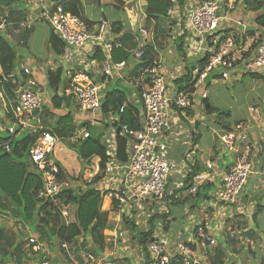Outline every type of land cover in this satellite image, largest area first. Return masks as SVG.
<instances>
[{
	"label": "built area",
	"instance_id": "1",
	"mask_svg": "<svg viewBox=\"0 0 264 264\" xmlns=\"http://www.w3.org/2000/svg\"><path fill=\"white\" fill-rule=\"evenodd\" d=\"M124 3L129 4L128 1ZM242 5L243 0H185L182 6L175 4L169 12L178 29L176 38H182L185 57L198 60L209 55L203 69L193 66L191 83L194 82V88L213 75L229 79L237 64H240L243 73L264 75V37L254 34L236 43L233 38H223L220 31L221 20H228L219 16L221 8L234 11ZM30 12L16 22H11L7 14H0V37L10 40L13 35L31 31L38 23L47 24L65 45L61 60L68 66L65 68V77L61 78L65 87L58 94L73 98L82 112H101L103 89L110 79L121 78L128 67L124 61L115 63L112 60L113 49L123 48L119 37L114 35L108 23L100 21L98 24H87L82 17L65 11L59 3H47L38 11L35 7ZM237 25L244 35L246 26L240 22ZM139 32L144 41L153 40V34L147 29L141 28ZM135 41L139 42V38ZM99 52L103 58L98 65V73L103 81L95 83L90 71L92 59ZM141 55V51L132 52L136 59ZM147 74L149 82L140 94L141 127L130 130L123 125L118 133L128 138L127 161L120 162L117 158L116 128L102 140L107 159L98 188L109 192L110 203L114 199L117 203L116 211L121 216H130V213L144 215L146 206L151 210L154 204L161 207L168 197L167 186L173 176L182 179L181 187H186L189 195L194 198L202 184L209 179L205 173L192 174L194 163L189 155L179 161L168 158L166 137L172 117L188 120L189 112L194 108V93L176 83L180 79L181 68L170 71V78L167 79V72L159 59L153 62ZM16 75L20 78L19 82L13 76L0 73V133L11 137L28 131L34 137L32 143L36 146L33 144L30 147L28 157L43 178V187L38 190L37 198L51 200L65 225H69L68 206L56 198L61 191V182L58 179L59 168L51 156L59 139L51 130L44 128L36 117L41 110L43 94L31 78H22L23 75L31 77L32 70L23 65ZM8 84L11 87L17 86L11 89V95L6 91ZM205 96L202 94L201 97L205 99ZM125 109L126 105H122L119 114ZM253 110L249 109L251 112ZM80 137L87 138L88 133L82 132ZM75 141L76 136L70 139V142ZM219 141L224 149L235 150L237 154L234 167L223 177L215 193V201L229 207L236 203L253 172L251 153L254 149L260 155L258 174L264 181V146L249 142L245 124L235 125L233 130L221 135ZM8 142L1 143L0 149L8 152ZM242 146L243 150L239 151ZM206 169L213 170L214 164L207 163ZM193 232L195 242L189 243L190 246L184 242L170 244L166 236H156L148 246L145 245L143 253L133 256L134 263L199 264L201 254L206 257L207 249L215 246V240L207 236L204 227L200 225ZM27 243L34 253L41 255L39 264H50L44 243L34 236H30ZM60 247L65 251L68 264H99L102 261L92 251L77 257L74 243H61Z\"/></svg>",
	"mask_w": 264,
	"mask_h": 264
},
{
	"label": "crops",
	"instance_id": "2",
	"mask_svg": "<svg viewBox=\"0 0 264 264\" xmlns=\"http://www.w3.org/2000/svg\"><path fill=\"white\" fill-rule=\"evenodd\" d=\"M107 1H113V0H107ZM122 1H128L129 4L125 5V7L122 8L121 10H116L113 8V10L110 11L111 13H109L110 17H107V14L106 15L102 14V16L98 18H96L95 16H91V18H88L82 9V5H81L80 16L91 24H98L100 21H102L108 23L111 26V24L113 23H119L118 26L121 28V31L118 34L114 33V35L119 37L124 47L136 46L134 51L138 49L137 47L138 42H136L135 39L138 37L141 39V42L144 41L143 38L140 36V32H139L140 29L141 28L147 29L146 26H148L147 31L153 34V40L150 41L149 39H147L145 40V43L152 42L151 44H153L155 47V42H154L155 24L154 22H151V24L148 25L146 24V15L144 13L146 0H122ZM132 1L134 3L130 4V2ZM51 2H52L51 0H26L20 7H14V6L11 7L13 8V10L10 13H9L10 8L0 7V14L5 13L7 14L11 22H16L18 20L25 18L28 14L31 13L30 12L31 10L35 9V7H36V11H38L40 7ZM130 9H132V12L129 11ZM115 11H119L122 14H117ZM256 15L257 13L251 12L246 5L234 11H229L224 7L221 8L219 16L226 17L228 19L224 21L221 20V25H220L221 34H223L225 38L229 37L233 39L235 37L242 36L243 33L241 31V28L237 25V23L240 22L239 20L242 18L243 20H241L242 22L240 23L246 26V31L254 30L255 35H261L262 37H264V29L257 30L255 27L254 18ZM104 17L106 18V21H104ZM36 28H38V30L44 31L45 35L47 34L46 36L47 38H45V43L47 44V48H48L49 47L48 39L51 34V30L50 27L44 23L36 24L31 31H23L17 36L13 35L9 41L13 42L14 45L20 47L21 45L27 47V43H29L30 41H28V39L25 40L23 37L27 33L33 34ZM164 29L166 33H164L163 35L159 34L158 41L163 42L162 40L164 39V37L168 38L166 41H164L165 44L168 45L167 46L168 48L166 50H158L157 51L158 57L155 60H159V59L162 60V65L165 69V72H167V79H168L170 78L169 77L170 71H174V69L179 68L176 67L172 62H170V57L176 51L175 48L176 42L178 41L179 38H176L178 29L175 27V21L174 24L172 25L169 24L168 22L167 23L165 22ZM17 49L18 48L15 49L16 52L18 51ZM49 50H47L48 52V56L46 57L47 59L43 57L46 60L42 61L41 59H39L41 61H38L37 58L33 57V58H27V62L25 63L24 60L20 59L18 60V66H17V72H18V70H20L21 66L23 65L28 66V64L32 61L39 62L36 64V68L32 69V76L30 78L32 79L31 81L35 82L36 86L42 92L43 94L42 104L45 105L48 109L51 108L50 99L52 93L47 94V92H51V91L46 87L47 82H46L44 69H46L47 71V69L53 70V69L61 68V78H63L65 77L64 76L65 68L68 66V65L65 66L63 64L61 60V56L56 57L52 53V51ZM163 55H165L167 61L170 64H172V67L170 69L165 68L162 58ZM181 57L182 58L179 61L177 59V61L182 64L183 69L186 70L188 66H190L189 68L191 69L195 65L192 62V59L186 57L184 58L183 56ZM56 59H59L61 61L60 65L56 64ZM99 63L100 62L97 61V57L95 56L92 59L93 65L90 71L91 77L95 83H102L103 81V79L100 77L98 73ZM75 68L79 70L81 69V67L79 66H75ZM131 69H132V64H128L127 69L123 72V76H121V78H115V79L119 81L121 80L125 81L126 83L125 86L129 94V96H127L126 98V102H128L131 105L137 106L139 110L138 112L140 114L142 109L141 99L136 89L139 85L144 87V85H146V82H144V78L141 77L139 79H134L133 77L131 78L128 75L126 76V72L129 73ZM185 70L182 71L180 78L185 75L184 74L186 73ZM0 73H1V68H0ZM245 74L247 73H243L240 64H237V66L233 69V71H231L230 76L233 79H237L240 78L241 76H244ZM256 75L262 76L261 74H256ZM214 76L217 75H213L210 77L215 80ZM112 79L109 80L107 86L103 89V91L106 90L107 87H110ZM262 81L263 79H261V85H262ZM198 86L199 84L196 87ZM42 87L47 88V90L42 91L41 90ZM196 87L194 88L195 90ZM60 90L58 92L59 94H60ZM202 94H205V92L203 91L201 93V96ZM46 95L49 96L48 99ZM201 99L202 101L204 100V98L202 97ZM202 106L204 108L203 102H202ZM250 108H253L254 110L251 112L249 111ZM204 110L206 111L205 108ZM248 112H249L248 119L246 120H240L234 122L233 124L225 123L230 126L229 130H224L220 123H216L218 125V128H215L210 126L209 124L204 123L205 121L202 122L203 118L198 117V115H195L194 112L191 114V116H189L188 120H184V119L180 120L176 117H172L171 128L166 137L168 141V158L172 161H179L183 159L185 155H189L192 162L194 163L192 174L205 173L207 174L209 179L202 184L199 190L201 196L195 197L196 198L195 200L200 199V207L184 208L185 203H181V202H183L185 198H181L179 200V196L177 192L182 189H185L186 187H181L180 182L182 181V179H180L177 175L173 176L169 180L167 186L168 197L164 202H162L163 204L161 207H159L160 210L159 212L161 213L163 211L162 214L164 213L170 214L171 210L174 209L171 208L173 205L175 204L180 205V208L178 206L175 207V208H179V210H176L174 212V215L180 217L184 222L183 223L184 225L182 226L177 225L176 219L172 218L171 214L168 215L169 217L165 221V224L168 227V230L165 231V236L170 244H173L175 242L194 243L195 239H194L193 230L198 225L204 227L207 236L215 240V246L207 249V251L213 249L211 251H208L209 253L212 252L211 254L212 259L209 260L208 256L203 257L201 254V257L199 259V264H206V263L211 264L210 261H212L213 263L214 262L213 251L215 248H219L221 253L223 254L221 258L222 259L221 262H223V264H264V217L262 221L258 223L259 218L264 213V181L261 180L260 175L258 174L260 168V164H259L260 155L257 153L255 149L251 153L253 172L249 176V180L243 192L238 197L236 203L229 207H224L215 201L216 190L219 184L222 182L223 177L234 167L237 159V154L235 153V150L224 149V147L220 143L215 142L213 136H215L219 140L221 135L233 130L235 125L245 124V132L248 136L249 142L253 145L259 144L264 146V109H258L257 107H249ZM53 113H55V115H61V116H64L67 113H71L74 116V121H75L74 124L77 127L81 125H86V127L93 129L96 132V134L101 136V141L104 139V137H108L113 129L115 128L116 130H118V128L120 129V126L114 125L116 123V119H118V115L109 114L103 116L101 112H95V113L82 112L78 108L73 98H71L67 103H63L62 108L60 110H54ZM86 127L76 130L73 136V137L76 136V141L78 139H81L80 137L81 133L86 131ZM202 128L204 129L206 128L207 132H205V130ZM1 134L2 133H0V136ZM77 135L80 136L78 137ZM60 141L61 140H59V142ZM70 143L72 144L73 142ZM60 154L62 155L61 158L59 157ZM69 154L71 153L65 147H58V144L55 147L56 162H58L63 167V169L66 171V173L69 176L73 177L74 174L80 173V171L77 170L75 173H70L68 171L69 166L67 167L66 165L67 163L66 159L68 158ZM94 161H95L94 164H96L97 166L96 167L91 166L90 170L91 169L94 170V176H95L97 174L96 168L98 167L99 159L93 158L91 160V163ZM207 163H213L214 169L211 171L207 170L206 169ZM87 175H91V172ZM207 185L211 186L213 190L208 189ZM248 187H249V191L246 190ZM98 189L99 191L103 192L102 188H98ZM204 195H207L208 197H210V199H205ZM103 199L105 201L107 200V197L104 196ZM259 204L262 206V208L258 207ZM73 215L71 217L74 220ZM109 224L112 227L111 230L118 229V225L114 226V224L111 223L110 220H109ZM155 226L158 227L160 225L155 224ZM2 227L3 226H1L0 228ZM111 230H105V232L108 233L111 232ZM256 231L260 232L259 235H256ZM119 233L120 232H117V236H118L117 239L110 241L109 239L106 238L105 241L108 242L109 245L105 246L104 250L101 251L100 254L95 253V255L100 260H102L101 263L99 264H123V262L128 264H135L133 255L131 256V258L128 257V254L123 251V248L117 246V240L119 241V237H120ZM30 236H34L38 238L36 234L32 233L27 228V232H25V239L26 238L28 239ZM184 238H186V240H183ZM84 239H88V238H84ZM80 241H82V239H80ZM41 242L44 243L45 247L47 248V252H48L47 257L49 258L48 260H50L49 261L50 264H68V259L66 257L65 251L60 247L61 242L58 239L54 238L50 240L46 238L44 242L43 241ZM90 243H91L90 240H87V243L86 241L85 243L84 241L82 243H77V242L74 243L75 255L77 257H80L84 252H87L89 250L88 246ZM25 246L27 247V245ZM53 249H55V251H53ZM39 259H40L39 255L35 254L34 260L27 262V264H37Z\"/></svg>",
	"mask_w": 264,
	"mask_h": 264
},
{
	"label": "trees",
	"instance_id": "3",
	"mask_svg": "<svg viewBox=\"0 0 264 264\" xmlns=\"http://www.w3.org/2000/svg\"><path fill=\"white\" fill-rule=\"evenodd\" d=\"M25 1L26 0H0V7L10 8V13L13 10L11 7H20ZM51 1L53 3L61 4L65 11L81 17V0ZM113 1L114 3H112V6L114 9L121 10L125 7L124 1ZM184 1L185 0H146V6L144 7L146 24H151V22H154L155 24V47L151 44L152 42H141V39L139 38L138 44H140V47H138L136 51H141L142 55L138 59L134 58L132 56V52L126 50L127 48H125L124 45L123 48L113 49L112 51V60L115 63L124 61L127 65L132 64V69L129 71V77H133L134 79H139L141 77L144 78V82H149L147 71L152 66L154 60L158 57L157 51L163 49V46L160 45V42L158 41V36L159 34L163 35L166 33L164 29L165 22H168L171 25L174 24V20L169 15V12L175 4L182 6ZM245 5L251 12L257 13L254 18L256 29H264V0H243L242 7ZM86 23L91 24L88 21H86ZM118 24L119 23L111 24L112 31L115 34H118L121 31ZM253 36L254 30H249L246 31L244 35L235 37L234 40L237 43L244 41L246 37L251 38ZM48 44L50 50L56 57H60L63 54L65 45L53 34L52 30L48 39ZM176 48L180 52L181 56L185 58L184 51L182 49V38L178 39ZM96 57L98 62L102 61V55L100 52L96 54ZM18 58L21 57L15 51L13 44H11L9 40L0 37L1 73L5 76H13L19 82L20 78L16 75ZM208 58L209 55H206V57L202 59L194 60L193 63L198 65L199 69H203L204 65L208 61ZM189 67L190 66L186 68L187 74L178 79L176 83H178V85L183 84V87L187 88L190 93H194V82L191 83V70ZM45 76L47 82L46 87L52 93L50 99L51 108L48 109L42 104L41 110L36 114V117L40 120L42 126L51 130V132L59 140L69 143L68 141L73 138L76 130L84 128L86 125L77 127L74 124V116L71 113H67L64 116L55 115V113H53L54 110H60L62 108V104L67 103L71 97L58 94L59 90H62L65 87V84L61 79V68L53 70L48 69ZM250 76L259 77L264 80V75L259 76L256 74H250ZM218 77L220 76H214V78ZM22 78L26 80L30 77L23 75ZM114 81L115 84L118 85L119 80L114 78ZM12 88L15 89L17 86L11 87L9 84L6 85V91L9 95H11L10 92ZM142 89L143 87L141 85H139L136 89L139 96H141L140 94ZM103 92V99L101 103V113L103 116L109 114L118 115V122L114 124L115 126L124 125L130 130H137L141 127L138 107L126 102L127 95L125 93L119 89L110 87H107ZM122 105H126V109L120 115L119 109ZM206 113L210 115L217 114L220 120L222 119V116L224 117L227 115L226 113H221L218 109L213 107L208 108ZM220 124L224 130H229L230 126L228 124ZM86 131L89 133L88 137L78 139L72 144L69 143V148L73 149L77 153L78 160L85 165V167L90 166L93 158L99 159V172L93 177L92 181L85 184L81 188L71 187L74 177L69 176L63 167L56 162L59 168L58 179L61 182V191L56 198L63 205L75 207L74 222L69 225H65L61 215L58 213L51 200L47 198H37L38 190L43 187V178L28 157V151L32 145L34 137L29 134L21 138H12L9 135L5 138L0 136V144L9 141L8 143L10 148L8 152L0 149V196L6 201L5 206L1 205L0 211L4 214H8L9 208L7 205H9L15 215V218H12L13 220L10 219L8 221L0 219V224L1 226L3 224H11L14 227L16 237V241L13 239L10 241H4L0 228V239L3 238L4 241V246L0 248V264H5L7 262H11L12 260L14 262L13 264H26L28 261L27 259L29 257L34 259V255L36 254L32 251L30 245H28L25 235L19 233L17 228L18 225L16 222L14 223V221L20 222L24 227L26 226L32 233L36 234L40 242H44L46 238L50 240L55 238L61 243L72 244L78 238L84 237L91 239L88 249H91L92 252L100 254V252L104 250L106 246L104 231L112 229L108 220L109 211H104L102 209L103 197L109 192L106 191L103 193L98 189V184L102 179V172L107 159L106 148L101 141V136L96 134L93 129L86 127ZM115 141L118 160L120 162H126L128 156V138L117 134ZM207 187L208 189L213 190L211 186L207 185ZM198 196H201L199 192L196 194V197ZM204 198L210 199L207 195H204ZM175 205L178 206V204ZM258 207L262 208L260 204ZM115 208L117 209V203L114 199H112L111 211H116ZM170 214L164 213L161 217L163 216L165 218V216L168 217ZM164 221H166V218ZM129 225L134 228L133 222ZM153 228L146 233H140L141 238L139 244L143 246V249L146 241L154 231ZM164 230H168L166 224ZM151 241H153V239H151ZM24 242L27 247L24 245ZM186 244L190 246L189 243ZM211 254L212 252L207 253L209 260L212 259ZM213 254L214 262L212 263V261H210L211 264H223V262H221L223 254L220 249L215 248ZM39 257L40 259L37 264L40 263L41 255H39Z\"/></svg>",
	"mask_w": 264,
	"mask_h": 264
},
{
	"label": "rangeland",
	"instance_id": "4",
	"mask_svg": "<svg viewBox=\"0 0 264 264\" xmlns=\"http://www.w3.org/2000/svg\"><path fill=\"white\" fill-rule=\"evenodd\" d=\"M112 3H114V1H107V0H81V5H82V9L84 11V13L86 14V16L88 18H91V16H95L96 18L102 16V14L106 15L107 17H110L111 13L110 11L113 10V6ZM134 3L133 1L130 2V4ZM125 4V3H124ZM126 5V4H125ZM130 8V6H129ZM134 9V8H133ZM135 10V9H134ZM130 12H132V10H129ZM117 14H122L119 11H115ZM170 15V13H169ZM241 20H243L242 18L239 20L240 22H242ZM236 25V23H235ZM150 27V25H149ZM147 30H148V26H146ZM35 33V34H34ZM31 35V36H30ZM30 36V37H29ZM47 34L45 35L44 31L42 30H38V28L35 29V32H33V34H25V36L23 37L25 40L28 39V41H30L29 43H27V47L25 46H17L14 45L13 42H11V44H13V46L16 48H18L17 50V54L21 57L18 58V60L22 59L24 60V62H27V58H37L38 61H44L46 60L47 56H48V52L47 50H49V47L47 48V44L45 43V38ZM159 37V36H158ZM168 38L164 37V39L162 40L163 42H160V45H164L162 50H166L168 47L167 44H165L164 41H166ZM178 43V41L176 42ZM140 44L137 43V47H139ZM127 48L126 50H129L130 52H133L134 49L136 48V46H128L125 47ZM176 48V47H175ZM183 49V48H182ZM50 51V50H49ZM184 51V49H183ZM43 57H45L46 59H44ZM163 64L165 66V68L170 69L172 67V64H170L167 59L166 56L163 55ZM181 54L178 51V49L176 48V51L174 54H172V56L170 57V62H172L176 67H180L181 68V73L182 71H184L185 69H183L182 64L179 63L178 61L181 59ZM41 59V60H39ZM178 59V61H177ZM60 60L56 59V64L60 65ZM192 62H194V60L192 59ZM39 62H30L28 64L29 68L35 69L36 68V64ZM187 74V70H185ZM130 76V74L128 72H126V76ZM26 82V81H25ZM125 81L121 80L119 81L118 85L115 84L114 79L111 82L110 88H114V89H119L120 91H122L123 93H125L127 96H129L128 94V90L125 86ZM41 90L45 91L47 90V88H41ZM205 92V98H207L209 104L211 107L218 109V111H220L221 113H226V116H222L221 120L219 119L217 114L214 115H210L208 113H206V111L204 110L203 106H202V99H201V93ZM47 94H50V92H47ZM47 96V95H46ZM49 98V96H47V99ZM193 99L194 100V108L189 112V116H191V114L194 112L195 115H198V117H202L204 123L209 124L212 127L218 128V125L216 123H228V124H233L234 122L240 121V120H246L248 119V108L249 107H257L258 109H264V86L261 85V78L259 77H252L250 76V74H245L244 76H241L240 78L237 79H233L231 76L229 77V79H221L220 77L212 79L211 77L208 78L202 85H199L198 87H196L195 93L193 94ZM205 119V120H204ZM220 120V121H218ZM204 129V128H202ZM205 132H207V129H204ZM28 131H23L19 134H17L16 136H11L12 138H17V137H24L26 135H28ZM30 135V134H29ZM7 134L6 133H2L1 137H6ZM215 142L220 143V141L213 136ZM69 142V141H68ZM70 143V142H69ZM69 143L67 142H62L60 141L58 143V147H65L71 154L68 155V158L66 159V165L68 167V171L70 173H75L77 170L80 171V173L74 174V180L71 183V187H82L87 183H90L94 177V170H90V167H96L97 165L94 164V162L91 163L90 166L85 167V165H83L79 160H78V155L77 153L69 148ZM34 143H32L33 145ZM71 144V143H70ZM31 145V146H32ZM35 145V144H34ZM36 146V145H35ZM74 147V146H73ZM243 146L239 148V151L243 150ZM64 151V150H63ZM52 158L55 160V149L52 153ZM61 154L59 155V157L61 158ZM77 158V159H76ZM56 161V160H55ZM65 162V161H64ZM98 167L96 168L97 173H98ZM88 170V171H86ZM91 172V175H87ZM247 191H249V187L246 189ZM103 193L106 192V190H102ZM178 196H179V200L181 198H185V201L183 203H185L184 208H191V207H195L198 208L200 207V199L195 200L196 198L191 197L188 193V189H182L180 191L177 192ZM107 200L102 201V209L105 211H107L108 209V220L111 221V223L114 224V226L118 225V229H113L111 230V232H105L104 231V236L105 239H109L114 240L117 239V232L121 233V236L119 237V241L117 240V246L120 248H123V251L126 252L128 254V257L131 258V256L133 255H140L141 253H143V246L139 244L140 242V236L142 232H148L150 229L153 230L156 229V231L152 232V235L148 238V240L146 241L145 245H149V243L151 242V239H155V237L157 236L158 238H160L161 236H165V231L164 227H165V221L164 219L168 218L165 215V218L161 217L162 212L160 213L159 211V207L157 204H154L153 208L150 210L148 208V206H146L145 208V214L144 215H140L138 216V214L136 213H130L128 215L125 216H121L117 213V211H111V203H110V198L109 195H106ZM104 204V206H103ZM1 205H6V201L0 196V209H1ZM108 205V206H107ZM107 206V207H106ZM162 206V205H161ZM8 209V214H4L3 212L0 211V219L1 220H10L12 218H15L14 212L11 209V207L9 205H7ZM177 207L176 205H173L171 208H174L171 210V217L176 219V224L177 225H184L182 219L180 217H177L174 215V212L176 210H179L180 205H178L179 208H175ZM115 210H117L115 208ZM257 211V209H256ZM255 211V212H256ZM75 212V207L74 206H70L68 207V222L69 224H71L72 222H74V220L72 219V215ZM2 213V214H1ZM264 215V213H263ZM261 216L258 220V223L262 221L264 216ZM74 217V215H73ZM110 217V219H109ZM123 217L125 219H123ZM13 220V219H12ZM73 220V221H72ZM127 221V222H126ZM16 222V224L18 225V231L21 234L25 235V232H27V228L26 226L24 227L20 222L14 221V223ZM131 222H133L134 224V228L131 227ZM9 223V222H8ZM155 224H158L160 226L156 227ZM1 226V224H0ZM3 227L1 228L2 231V235L4 237V241H10L11 239H13L14 241H16V237H15V232H14V227L11 224H3ZM167 227V225H166ZM159 229V230H157ZM255 233V232H254ZM260 232L256 231V235H259ZM80 239H82V241H80ZM87 240H91L90 238L88 239H84V237L78 238L74 243H82L84 241ZM183 240H186V238H184ZM3 238L0 239V248L4 246L3 244ZM25 245V242H24ZM85 245V244H84ZM109 245L108 242H106V246ZM24 247V246H23ZM213 249H210L208 251H211ZM53 251H55V249H53ZM88 251H91V249H89ZM208 251H206V256ZM94 253V252H93ZM126 255V254H125ZM49 259V258H48ZM29 261H32L34 259H31V257H29L27 259ZM50 261V260H49ZM26 262V264H27ZM130 262V261H129ZM13 260L11 262H7L5 264H13ZM123 264H128L123 262Z\"/></svg>",
	"mask_w": 264,
	"mask_h": 264
},
{
	"label": "water",
	"instance_id": "5",
	"mask_svg": "<svg viewBox=\"0 0 264 264\" xmlns=\"http://www.w3.org/2000/svg\"><path fill=\"white\" fill-rule=\"evenodd\" d=\"M104 21H106V18L105 17H104ZM192 70H193V67H192ZM202 102L204 104V108L207 110L210 107V104L208 103V101L206 99H204ZM34 113H36V111ZM119 130L120 129L118 128L117 133H119Z\"/></svg>",
	"mask_w": 264,
	"mask_h": 264
},
{
	"label": "clouds",
	"instance_id": "6",
	"mask_svg": "<svg viewBox=\"0 0 264 264\" xmlns=\"http://www.w3.org/2000/svg\"><path fill=\"white\" fill-rule=\"evenodd\" d=\"M184 56H185V53H184ZM194 66H198V65H194ZM190 70L192 71V68H191ZM180 85H181V84H180ZM180 85H179V86H180ZM182 85H183V84H182ZM205 99H206V98H205Z\"/></svg>",
	"mask_w": 264,
	"mask_h": 264
}]
</instances>
